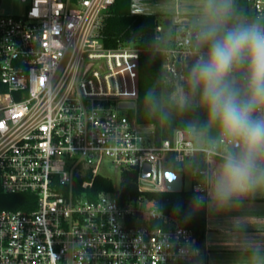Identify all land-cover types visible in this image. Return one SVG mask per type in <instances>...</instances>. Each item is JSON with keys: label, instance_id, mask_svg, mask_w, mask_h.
Instances as JSON below:
<instances>
[{"label": "built area", "instance_id": "1", "mask_svg": "<svg viewBox=\"0 0 264 264\" xmlns=\"http://www.w3.org/2000/svg\"><path fill=\"white\" fill-rule=\"evenodd\" d=\"M20 1L22 15H0V179L4 193L37 202L32 212H0V264H210L194 231L146 198L121 202L109 192L90 200L73 180L88 174L81 188H92L107 159L120 173L136 169L141 193L168 192L165 171L184 169L200 153L205 167L194 172L192 191L207 201L212 165L222 163L223 146H234L223 134L198 146L192 129L157 144L154 127L130 115L146 52L162 55L173 100L180 103L181 87L189 92L190 68L206 53L195 43L200 28L170 32L161 23L152 47L110 49L99 27L116 0ZM247 2L264 21V0ZM122 102L135 108L121 109Z\"/></svg>", "mask_w": 264, "mask_h": 264}, {"label": "clouds", "instance_id": "2", "mask_svg": "<svg viewBox=\"0 0 264 264\" xmlns=\"http://www.w3.org/2000/svg\"><path fill=\"white\" fill-rule=\"evenodd\" d=\"M234 0H203L196 33L206 48L188 74L189 92L180 88L181 108L199 92L200 103L227 144L214 176L212 195L224 207L236 196L264 187V25L232 19ZM242 72L241 84L235 74ZM202 197L194 196L199 206Z\"/></svg>", "mask_w": 264, "mask_h": 264}, {"label": "trees", "instance_id": "3", "mask_svg": "<svg viewBox=\"0 0 264 264\" xmlns=\"http://www.w3.org/2000/svg\"><path fill=\"white\" fill-rule=\"evenodd\" d=\"M133 6L134 0H116L115 5L105 15L99 27V36L106 48L115 49L128 44L142 48L152 47L156 27L169 20L168 17L161 15L135 13ZM236 12L243 17L250 15L247 0H237ZM162 66V55L152 52L142 55L139 99L136 109L130 113L131 117L136 118L140 124L154 127L157 144L172 140L178 130L192 129L197 135L205 133L208 129V114L199 101V92L190 95L187 106L181 108L180 103L172 99L175 86L164 77ZM4 91L6 88L0 81V93ZM190 164L194 172L204 168V155L197 154ZM138 174L136 169L122 171L119 189L115 188L112 179L98 175L93 187L83 190L81 184L85 180H90V175L75 173L74 188L90 200H96L100 194L109 192H116L121 202L144 197L166 216L177 219L183 227L193 230L200 243L204 244L206 202L199 206L195 205L193 197L196 194L192 189L183 188L180 193H141L137 183ZM36 202L35 196L31 194L4 193L0 179V212L5 210L32 212L36 208Z\"/></svg>", "mask_w": 264, "mask_h": 264}, {"label": "crops", "instance_id": "4", "mask_svg": "<svg viewBox=\"0 0 264 264\" xmlns=\"http://www.w3.org/2000/svg\"><path fill=\"white\" fill-rule=\"evenodd\" d=\"M160 7L163 11H152L150 14L172 17L174 10H169L165 5ZM241 17L247 23H250L249 18H255L251 12L250 16ZM200 18L189 14L176 15L174 20L169 19L173 23L170 32L185 25L200 27ZM233 23L236 21H230L229 26ZM208 145L204 143L200 146ZM220 164L212 165L211 188L206 201L205 244L209 250L210 264H264V187L236 196L228 205L220 207L212 195V183Z\"/></svg>", "mask_w": 264, "mask_h": 264}, {"label": "rangeland", "instance_id": "5", "mask_svg": "<svg viewBox=\"0 0 264 264\" xmlns=\"http://www.w3.org/2000/svg\"><path fill=\"white\" fill-rule=\"evenodd\" d=\"M236 2L237 0H234L232 19L230 21L235 20L236 22H245L244 21L245 18L239 16L236 12ZM161 5H165L169 7L168 8L169 10H174L173 13H171L172 17H170L169 19L174 20L176 15L183 16L186 14L193 15L194 17L202 16L203 0H134L133 11L135 13H145V14H150V12L152 11L160 12L162 9L161 7L160 8L158 7ZM26 9L27 7L24 4H22L20 0H2V5L0 6V15L20 16L24 13ZM163 16H167V15H163ZM249 20L250 23L251 22L255 23L254 21H257V23L264 25L263 20L258 21L255 20V18L253 17L249 18ZM235 75H237L238 78L239 77L241 78L242 70L236 73ZM198 98L200 101V95H198ZM220 136H222V131L220 129V126L216 122L211 121L208 117V129L205 133H199L197 135V145L200 146L204 143L211 145V144H215L214 142L218 143ZM226 147L233 150L229 146H223L222 147L223 153ZM183 167H184L183 188L184 190H191L193 185V180L195 179L193 167L190 164V162L184 164ZM100 172L102 176L109 177L110 179H112L115 188L120 187L121 184L120 170L115 168L111 164V161L106 159Z\"/></svg>", "mask_w": 264, "mask_h": 264}, {"label": "water", "instance_id": "6", "mask_svg": "<svg viewBox=\"0 0 264 264\" xmlns=\"http://www.w3.org/2000/svg\"><path fill=\"white\" fill-rule=\"evenodd\" d=\"M171 21L168 20L166 22L167 27H171ZM120 108L121 109H134L135 108V103L134 102H122L120 103ZM150 175V167L146 166L144 172H143V177H148ZM165 176H166V186L168 192L171 193H180L183 191V186H184V174H183V169L182 168H173L169 167L165 171Z\"/></svg>", "mask_w": 264, "mask_h": 264}]
</instances>
